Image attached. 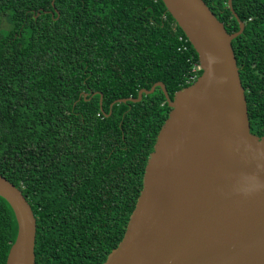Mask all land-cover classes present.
Wrapping results in <instances>:
<instances>
[{"label":"trees","instance_id":"16d2710c","mask_svg":"<svg viewBox=\"0 0 264 264\" xmlns=\"http://www.w3.org/2000/svg\"><path fill=\"white\" fill-rule=\"evenodd\" d=\"M228 33L227 0H203ZM250 131H264V0H231ZM57 10V13L54 11ZM0 175L35 217L34 264H103L122 239L172 98L197 55L161 0H0ZM101 96V100H100ZM0 197V264L16 235Z\"/></svg>","mask_w":264,"mask_h":264},{"label":"water","instance_id":"95a60500","mask_svg":"<svg viewBox=\"0 0 264 264\" xmlns=\"http://www.w3.org/2000/svg\"><path fill=\"white\" fill-rule=\"evenodd\" d=\"M197 55L200 73L169 97L122 239L103 264H264V131H250L232 40L203 0H161ZM54 0H51L53 6ZM57 13V10H54ZM101 100V96H100ZM0 197L17 225L5 264H34L35 217L0 175Z\"/></svg>","mask_w":264,"mask_h":264},{"label":"built area","instance_id":"2783aa9c","mask_svg":"<svg viewBox=\"0 0 264 264\" xmlns=\"http://www.w3.org/2000/svg\"><path fill=\"white\" fill-rule=\"evenodd\" d=\"M178 40L182 43L181 44V49L182 51H189V46H188V39L186 38L185 35H179ZM200 73V68L198 65V61H193L191 63V70H190V74L187 78V81H189L190 83L193 82L197 76Z\"/></svg>","mask_w":264,"mask_h":264},{"label":"rangeland","instance_id":"374dc122","mask_svg":"<svg viewBox=\"0 0 264 264\" xmlns=\"http://www.w3.org/2000/svg\"><path fill=\"white\" fill-rule=\"evenodd\" d=\"M0 27L1 28H6L7 27V25H6V23H5L3 18L0 20Z\"/></svg>","mask_w":264,"mask_h":264}]
</instances>
